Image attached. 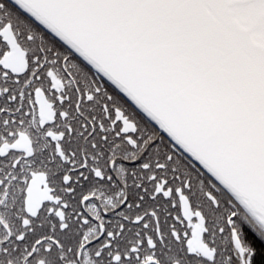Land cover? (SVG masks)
I'll return each instance as SVG.
<instances>
[{
	"label": "snow or ice",
	"instance_id": "1",
	"mask_svg": "<svg viewBox=\"0 0 264 264\" xmlns=\"http://www.w3.org/2000/svg\"><path fill=\"white\" fill-rule=\"evenodd\" d=\"M0 264H264V0H0Z\"/></svg>",
	"mask_w": 264,
	"mask_h": 264
}]
</instances>
